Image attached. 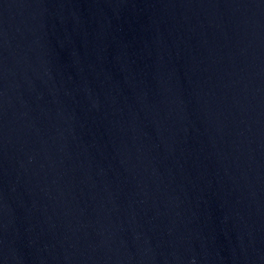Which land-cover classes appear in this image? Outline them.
<instances>
[{
  "label": "water",
  "instance_id": "obj_1",
  "mask_svg": "<svg viewBox=\"0 0 264 264\" xmlns=\"http://www.w3.org/2000/svg\"><path fill=\"white\" fill-rule=\"evenodd\" d=\"M0 264H264V0H0Z\"/></svg>",
  "mask_w": 264,
  "mask_h": 264
}]
</instances>
